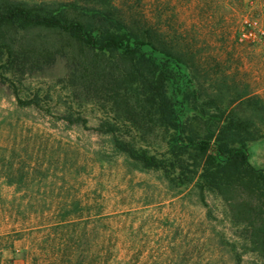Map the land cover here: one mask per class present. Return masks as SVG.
I'll return each mask as SVG.
<instances>
[{"label": "rangeland", "instance_id": "374dc122", "mask_svg": "<svg viewBox=\"0 0 264 264\" xmlns=\"http://www.w3.org/2000/svg\"><path fill=\"white\" fill-rule=\"evenodd\" d=\"M141 1L154 27L180 51L194 53L193 68L209 94L224 87L230 100L245 90L264 105V50L236 38L244 0ZM136 2L129 0L126 11ZM14 38L37 47L58 39L40 30ZM73 52L62 50L56 61L25 75L0 61V264L52 263L58 255L45 240L57 236L79 248L82 264H264L239 244L234 251V233L242 227L229 221L221 198L207 194L204 205L192 186L173 187L159 171L132 170L110 151L108 137L95 129L103 113L69 86ZM243 100L234 107L246 113ZM71 105L87 126L64 121ZM256 124L261 139L249 149L251 162L261 167L264 111ZM148 140L151 150L166 149L160 131ZM80 199L82 209L49 236L71 209L65 206Z\"/></svg>", "mask_w": 264, "mask_h": 264}, {"label": "trees", "instance_id": "16d2710c", "mask_svg": "<svg viewBox=\"0 0 264 264\" xmlns=\"http://www.w3.org/2000/svg\"><path fill=\"white\" fill-rule=\"evenodd\" d=\"M128 2L0 0V61L25 75L74 50L69 86L103 113L95 129L108 137L110 151L132 170L159 171L173 187L192 186L204 205L207 194L221 198L229 221L242 227L234 233V251L239 244L243 253L264 259V167L251 162L249 149L261 139V99L244 90L226 100L224 87L209 94L193 68L194 53L180 51L174 38L154 27L141 0L126 11ZM32 30L58 39L51 47L16 44L14 34ZM243 98L246 113L234 107ZM62 118L69 125L88 123L72 105ZM156 131L166 141L161 152L149 146ZM65 207L71 209L49 236L82 209V200ZM57 237L45 242L59 258L45 264H82L79 248Z\"/></svg>", "mask_w": 264, "mask_h": 264}, {"label": "built area", "instance_id": "2783aa9c", "mask_svg": "<svg viewBox=\"0 0 264 264\" xmlns=\"http://www.w3.org/2000/svg\"><path fill=\"white\" fill-rule=\"evenodd\" d=\"M244 2L247 7L236 38L245 44L256 45L264 50V1L244 0Z\"/></svg>", "mask_w": 264, "mask_h": 264}, {"label": "crops", "instance_id": "0c3cea01", "mask_svg": "<svg viewBox=\"0 0 264 264\" xmlns=\"http://www.w3.org/2000/svg\"><path fill=\"white\" fill-rule=\"evenodd\" d=\"M250 160H251V151H250ZM260 164L262 165L261 167H264V162Z\"/></svg>", "mask_w": 264, "mask_h": 264}]
</instances>
